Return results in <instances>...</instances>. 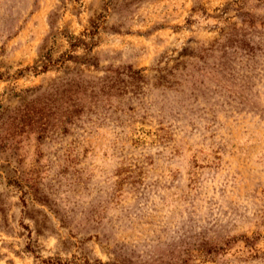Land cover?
Listing matches in <instances>:
<instances>
[{"label":"rangeland","instance_id":"obj_1","mask_svg":"<svg viewBox=\"0 0 264 264\" xmlns=\"http://www.w3.org/2000/svg\"><path fill=\"white\" fill-rule=\"evenodd\" d=\"M0 264H264V0H0Z\"/></svg>","mask_w":264,"mask_h":264}]
</instances>
